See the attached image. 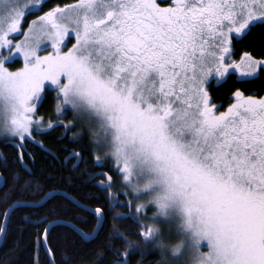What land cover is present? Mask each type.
<instances>
[{
  "label": "snow or ice",
  "instance_id": "snow-or-ice-1",
  "mask_svg": "<svg viewBox=\"0 0 264 264\" xmlns=\"http://www.w3.org/2000/svg\"><path fill=\"white\" fill-rule=\"evenodd\" d=\"M256 27L264 0H0V143L16 164L0 195V233L19 216L43 264H58L57 228L81 244L104 235L94 264L105 253L109 264H132L129 249L159 253L160 264H264V97L236 91L219 111L208 91L237 70L264 76V57L233 60L234 40ZM46 87L56 111L74 117L57 126L103 154L96 166L112 165L113 175L98 174L105 206L73 195L72 176L35 168L28 146L44 148L35 136ZM73 159L83 157L71 151L62 167L77 173ZM112 188L124 204L109 199ZM113 200L137 214L135 241Z\"/></svg>",
  "mask_w": 264,
  "mask_h": 264
},
{
  "label": "trees",
  "instance_id": "trees-1",
  "mask_svg": "<svg viewBox=\"0 0 264 264\" xmlns=\"http://www.w3.org/2000/svg\"><path fill=\"white\" fill-rule=\"evenodd\" d=\"M74 2L76 0L47 1L49 8L57 5L72 4ZM238 48L240 51L251 52L257 58L264 57V27L254 28L250 34L238 42ZM211 87L213 88L212 83H210L209 88ZM212 90L215 99L222 103L228 102L231 93L236 92V90L261 94L264 91V76L258 75L256 78L247 80H240L231 76ZM56 105L55 92L47 90L38 107V114L42 115L46 121H55L58 119ZM68 117L71 118L72 115L69 114ZM35 139L39 140L44 146L43 149L34 144H29L28 146V151L35 158V168L37 170L40 172L51 171L52 173H62L65 177L72 176L77 188V192H73V195L94 197L96 199L93 202V206H105V198L108 194L100 186L103 177L98 174L105 172L113 175V172L110 171L112 165L108 164L106 167L96 166V162L93 160L95 151L91 150L86 138H78V143L73 142V134L71 132H66L64 127L54 126L42 132V134L36 135ZM64 149H68L69 151L65 152ZM71 151H75L83 157L82 160L73 159L72 161L73 164H79L80 171L77 173H71L62 167L61 162L64 161ZM0 156L6 157V160L0 159V173L8 181V184L4 183L3 187L0 188V195H2L11 186L10 177L16 168L15 149L0 143ZM29 167H32V165H29ZM81 173H86V175H81ZM94 176L96 179L90 180ZM108 192L110 193V200L112 197H115V199L120 201L121 205L125 203L126 197L119 195L117 188L109 189ZM112 206L115 207L113 215L119 213L129 217L123 221H117V223L120 231L129 237V239L135 241L136 237L132 235V233L137 231L135 224L137 216H134V210L118 207L115 205L114 200L112 201ZM33 231L31 227L20 222L19 216L13 217L8 224L7 235L0 246V264H34L37 256L41 258V264H43L45 253L43 248L37 251L34 246L35 237L33 236ZM68 235L69 233L63 228H57L54 233L53 242L60 244V251L57 255L58 264L61 261L63 264H94L99 258L97 254L98 250L102 249V246L107 242L104 235H101L94 243L81 244L75 237H72L70 240L66 239ZM73 244L75 245L74 247ZM120 250L123 251L124 248ZM129 252L132 264H141V261H143V264H160L162 259L159 253L152 252L148 254V250L145 249L138 251L129 249ZM105 255L107 258L104 264H109L113 260V256L106 253Z\"/></svg>",
  "mask_w": 264,
  "mask_h": 264
},
{
  "label": "flooded vegetation",
  "instance_id": "flooded-vegetation-1",
  "mask_svg": "<svg viewBox=\"0 0 264 264\" xmlns=\"http://www.w3.org/2000/svg\"><path fill=\"white\" fill-rule=\"evenodd\" d=\"M244 37H245V36H244ZM244 37H243V38H244ZM243 38H240V39L238 40V42L241 41ZM238 42L234 40V48H233V51L235 52V55H234V57H233V60H234L235 62H237V63L239 62V60H240L241 57L243 56V53L247 52V51H240V50H239V48H238ZM247 53L252 54L251 52H247ZM252 55H253V54H252ZM253 56H254V55H253ZM258 75H259V74H258ZM258 75H257V76H258ZM231 76H233V77H235V78H237V79H240V80L253 79V78H247V79H243V78H241V77H240L239 70H237L236 73H235L234 75H230L229 77H231ZM229 77H227V78H225V79H223V80H220V81H216L215 79H211V80H210V83L213 84V88H214V87H217V86H219L220 84H222V82H224V81H225L226 79H228ZM213 88H212V87H211V88L208 87L209 95L211 96L212 101H213V102L216 104V106L218 107L219 111H226L227 108H228L231 104H233V103L236 102V99H235V97H234V93H235V91L231 93V95H230V97H229V99H228V102H226V103H222V102L217 101V100L215 99L214 95H213V90H212ZM236 91H241V90H236ZM241 92H243L245 96H255L256 98L264 97V91H263L261 94H257V93H246V92H244V91H241Z\"/></svg>",
  "mask_w": 264,
  "mask_h": 264
},
{
  "label": "rangeland",
  "instance_id": "rangeland-1",
  "mask_svg": "<svg viewBox=\"0 0 264 264\" xmlns=\"http://www.w3.org/2000/svg\"><path fill=\"white\" fill-rule=\"evenodd\" d=\"M47 1H48V0H47ZM29 2L31 3L32 0H29ZM74 3H75V2H74ZM54 7H55V6H54ZM47 10H49V9H48V8H47V9H44V11H47ZM39 14H43V13H39ZM35 18H36V17L33 16V17H30L29 19H35ZM21 39H22V37H21ZM73 43H74V40H73ZM69 46H70V45H69ZM49 51H50V49H49ZM21 66H22V62L16 64V66L13 67L11 70H16V68L21 67ZM47 90H51V91L55 92V91L53 90V88L46 87V91H47ZM55 94H56V92H55ZM42 100H43V99H42ZM38 107H39V106H38ZM37 110H38V109H37ZM56 114H57L58 119L55 120V121H46V120H44V118H43V121H44V122H43V124L41 125V132L47 131V130L51 129V128L54 127V126H57L58 124L68 125L70 122H72V121L74 120V117H73V116L70 118V117H68L69 114H66V113H64V112H57V111H56ZM39 116L43 117L42 115H39ZM48 122H51L52 127H49V126H48ZM95 155H99V156H101V160H102V162H103V154H102V153H100V152H98V151H95ZM149 215H151V213H149ZM134 216H137V214L135 213Z\"/></svg>",
  "mask_w": 264,
  "mask_h": 264
},
{
  "label": "water",
  "instance_id": "water-1",
  "mask_svg": "<svg viewBox=\"0 0 264 264\" xmlns=\"http://www.w3.org/2000/svg\"><path fill=\"white\" fill-rule=\"evenodd\" d=\"M0 178H2V179H0V188H2L4 185L5 178L1 174H0ZM4 237H5V235L3 233H1L0 234V246L3 243Z\"/></svg>",
  "mask_w": 264,
  "mask_h": 264
},
{
  "label": "bare ground",
  "instance_id": "bare-ground-1",
  "mask_svg": "<svg viewBox=\"0 0 264 264\" xmlns=\"http://www.w3.org/2000/svg\"><path fill=\"white\" fill-rule=\"evenodd\" d=\"M1 174V173H0ZM5 238V237H4Z\"/></svg>",
  "mask_w": 264,
  "mask_h": 264
}]
</instances>
